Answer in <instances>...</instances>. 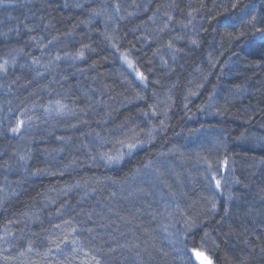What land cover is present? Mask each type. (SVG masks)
<instances>
[{
    "label": "trees",
    "instance_id": "trees-1",
    "mask_svg": "<svg viewBox=\"0 0 264 264\" xmlns=\"http://www.w3.org/2000/svg\"><path fill=\"white\" fill-rule=\"evenodd\" d=\"M21 58L0 71V264H264V0H0V65ZM210 145L243 184L229 165V215L188 167Z\"/></svg>",
    "mask_w": 264,
    "mask_h": 264
},
{
    "label": "bare ground",
    "instance_id": "bare-ground-1",
    "mask_svg": "<svg viewBox=\"0 0 264 264\" xmlns=\"http://www.w3.org/2000/svg\"><path fill=\"white\" fill-rule=\"evenodd\" d=\"M248 4H244L243 2H239L235 4L234 12L238 13L237 15H239L238 18H240L241 16H243L244 14H246L248 11ZM142 16H148L147 13H144ZM262 20L261 15L255 17V19L253 20V24H258L260 23V21ZM24 59L21 58L16 64L13 63L12 59H9L8 61H6L5 64H3V67H0V71L3 73L9 72L14 70V68H18V66H20V63L23 61ZM23 68L25 69H29L31 67V63H27V62H23ZM216 68L213 70V74H211V77L207 78L206 81H209L210 79H212L214 73L216 72ZM204 86H199L198 87V91L197 93L194 94V96H192L193 100H197L201 93L204 91ZM217 92L210 94V97L207 99V101L204 103L206 104L205 109L203 110L204 113L207 112H216L217 106L218 104L216 103L217 101ZM203 113V114H204ZM214 117V115H204L202 120L199 122L201 126L205 127L206 130L210 131L206 124L208 123L209 120H211ZM65 120V119H64ZM260 127V126H259ZM168 132V130H167ZM203 134L205 133V131H202ZM220 133V131H218ZM217 132V133H218ZM201 135V133H199ZM191 142V141H190ZM189 142V143H190ZM59 143V142H58ZM243 142H238V144H242ZM252 145L253 148L256 151H260V150H264V135L263 136H258L256 139H254L252 141ZM201 146V145H199ZM246 146V145H245ZM196 146L192 143V145L188 146V148L194 149ZM208 151L207 152H203L202 157L200 158V156L198 155V158H196V156H194L192 162L188 165V167L193 168L195 171V167L193 165H196V167L198 168V177L200 179H198V183H201L203 186L206 187L205 191L207 193V195L209 194V196L211 198H213L212 200L215 203V207L217 212L219 211L220 208H224V211H226L227 215L230 214L232 207L238 206L240 204L239 201H237L236 197H235V193L234 191L236 190L237 187H241V185L243 186V184L241 183V180L239 179V175H238V166H235V161L230 157L229 155V150L228 152H226V149L224 150V152H220L218 147L215 146H206ZM204 149L202 146L199 148V151ZM254 149H252V147L250 146V151H254ZM125 152L126 149H119L118 153L116 154V157L118 158H125ZM197 153H198V149H197ZM207 154V155H204ZM260 161L259 164V168L262 169L263 172V176H264V156L258 158ZM144 164V163H143ZM152 165V164H150ZM229 165H233L235 167L234 169V175L233 177H228L226 178V183L231 184V185H235L236 188L232 191V190H228L225 189L222 183V178L223 175H225L228 171V169L231 167ZM147 163H145L144 169L147 168ZM124 167V164H122V162L116 163V166L114 167V169H118L121 170ZM187 167V168H188ZM186 168V167H185ZM184 167L180 168L179 171H184L183 170ZM126 171V170H125ZM137 172H139V170L137 168H134L133 171L130 173L126 172L124 174H128V176L134 180V182H138V180L136 181V175ZM171 177L173 178V182L178 180L175 178V176L171 175ZM183 180V179H182ZM216 181L220 182V187L217 188L216 187ZM178 182V181H176ZM232 192V193H229ZM231 194V195H229ZM215 210V211H216ZM175 215V214H174ZM166 221H169V224L167 227H164L165 230L167 232H164L163 229L161 230L162 232V237L164 239L165 244L170 248L171 251H173L172 253L176 254L177 256L180 255L181 257V262L184 261L183 258V254L185 252H187L190 248L188 247L189 245H183L182 243L178 242V237L175 234V231H179V223L176 222L173 219V214L168 215V217H166L165 219ZM185 240V239H184ZM183 240V241H184Z\"/></svg>",
    "mask_w": 264,
    "mask_h": 264
},
{
    "label": "snow or ice",
    "instance_id": "snow-or-ice-1",
    "mask_svg": "<svg viewBox=\"0 0 264 264\" xmlns=\"http://www.w3.org/2000/svg\"><path fill=\"white\" fill-rule=\"evenodd\" d=\"M233 7H235V5H233ZM193 43H195V41H194ZM170 46H171V45H170ZM125 60H127V57H125ZM128 63H129V66H131V61H128ZM0 67H3V66L0 65ZM138 75L140 76V79H141V80L145 79V77L143 76L142 73H140V74H138ZM21 123H22V122H21ZM18 130H19V129H14V131H18ZM135 146H136V145H134V144H129V145H128V148L131 149V148H133V147H135ZM109 159H111V157H109ZM216 187H217V188L220 187V182H219V181H216ZM196 256H197L198 259L201 260V264H212V260H211V258L208 257V256H205L203 253L197 252V253H196ZM97 264H98V262H97Z\"/></svg>",
    "mask_w": 264,
    "mask_h": 264
},
{
    "label": "rangeland",
    "instance_id": "rangeland-1",
    "mask_svg": "<svg viewBox=\"0 0 264 264\" xmlns=\"http://www.w3.org/2000/svg\"><path fill=\"white\" fill-rule=\"evenodd\" d=\"M120 18L122 19V17H119V16H116V17H115V19H118V20H119ZM123 61H125V58H123ZM127 64H128V66H129L128 60H127ZM129 67L132 68V64H131V66H129Z\"/></svg>",
    "mask_w": 264,
    "mask_h": 264
}]
</instances>
